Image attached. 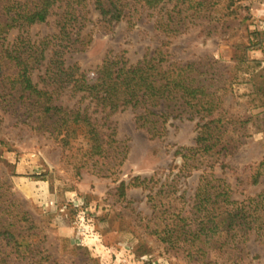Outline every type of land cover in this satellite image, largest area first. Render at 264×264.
Wrapping results in <instances>:
<instances>
[{
	"label": "rangeland",
	"instance_id": "rangeland-1",
	"mask_svg": "<svg viewBox=\"0 0 264 264\" xmlns=\"http://www.w3.org/2000/svg\"><path fill=\"white\" fill-rule=\"evenodd\" d=\"M64 11L57 5L45 23L15 29L0 38V81L3 72L9 71L3 51L11 49L20 36L39 40L57 34ZM87 11L85 26L73 33L91 42L84 51L68 52L67 66L78 64L87 80L94 82L108 54H124L130 64H137L169 40L165 49L172 61L195 63L200 71L209 73L215 85L227 83L223 106L227 117L240 122L231 125L224 147L208 157L201 169L182 174L178 152L195 146L198 119L171 118L167 134L151 138L146 129L136 126L133 111L117 112L105 124V114L90 99L65 92L58 104L85 112L101 134L114 130L116 151L126 157L115 170L113 159L80 169V145L73 143L68 155L50 132L34 128V117L26 110L29 103L9 91L5 81V93L0 97V180L12 184L13 197L42 230L46 252L34 261L49 256L40 264H264V222L257 226L259 235H251L241 244L225 242L226 235L213 237V243L204 245L207 254L201 258L188 256L189 243L163 244L153 233L177 223L179 210H184L183 215L191 210L206 165L216 178L229 184L236 201L264 190V177L260 184H251L257 172L264 173V166L260 169L264 163V116L261 109L249 104L254 98L248 96L250 84H231L230 79L236 71L233 61L243 50L240 45L249 46L254 32L264 34V0H186L155 10L130 1L124 19L112 23L102 19L93 0H87ZM163 19L169 21V27L159 29L156 22ZM174 26L177 29L173 30ZM51 55L49 51L46 62ZM248 56L262 61L264 68V50L249 51ZM44 69L34 73L35 83H40ZM251 117L253 121L241 124ZM100 169L110 172L98 174ZM156 174L162 182L175 180L172 190L157 202L150 201L149 190L142 188H130L125 198L120 195L122 181L130 183L135 177ZM160 184L155 185L156 191ZM168 205L170 212H166ZM6 262L34 264L14 255Z\"/></svg>",
	"mask_w": 264,
	"mask_h": 264
},
{
	"label": "trees",
	"instance_id": "trees-1",
	"mask_svg": "<svg viewBox=\"0 0 264 264\" xmlns=\"http://www.w3.org/2000/svg\"><path fill=\"white\" fill-rule=\"evenodd\" d=\"M130 1L155 10L170 2L178 5L186 0H93L102 19L110 23L124 19ZM57 5L65 8L57 34L39 40L20 36L11 49L3 51L9 71L6 74L3 72L0 97L5 93L7 81L8 90L29 103L26 110H30L34 117L31 122L34 128L50 132L68 155L71 145L78 143V168L88 167L90 163L99 165L100 162L113 159L115 164L112 170H115L126 157L124 153L116 151L114 130L108 135L101 134L85 112L70 110L58 104L65 92L71 97L82 95L90 99L105 114V124L117 112L133 111L136 126L146 129L151 138L166 135L171 118L186 116L189 120L198 119L200 124L195 146L178 152L183 163L180 170L182 174L201 169L200 165L208 157L224 147L231 125L240 122L226 115L228 111L223 105L228 91L227 83L215 85L214 80H209V73L200 71L195 63L172 61L169 49H165L170 45L169 40L163 41L160 48L152 55L147 54L137 64H130L124 54H108L94 82L87 80L78 64L67 66V53L84 51L91 42L73 33L79 26H85L87 0H0V38L15 29L22 30L45 23ZM156 25L159 29L168 28L169 21L163 19L157 21ZM175 29L177 27L174 26ZM239 48L243 50L233 61L236 71L230 76L231 84H250L248 96L254 98L249 104L253 109H261L264 116L263 62L248 56L249 51L264 50V34L254 32L250 35L249 46L240 45ZM49 51L52 55L46 62ZM42 68L45 69L39 77L40 83H35L34 73L40 72ZM252 118L241 124L253 121ZM263 166L264 163H261V170ZM210 169V165L203 169L191 210L186 211L185 215L183 209L179 210L177 223L167 224L162 230L153 232L163 244H172V241L189 243L188 256L191 258L206 255L204 245L213 243V237L217 235H226L227 243L232 241L241 244L248 241L249 236L259 235L261 228L257 226L264 222V190L255 197L236 201L232 198L229 184L224 179L216 178ZM108 172L100 169L98 174ZM262 177L264 173L257 172L251 178V184H260ZM156 178L157 174L151 178L135 177L130 183L122 181L120 195L125 198L130 188H142L149 190L150 201L157 202L159 196L172 190L175 180L169 183L168 180L162 182V179ZM157 184L160 187L156 191ZM12 189L11 183L0 180V264H7V259L13 255L40 264V261L49 258L40 257L34 261L46 252L44 239H41L42 230L20 200L13 197ZM168 206L170 208L166 212L172 209L171 205Z\"/></svg>",
	"mask_w": 264,
	"mask_h": 264
}]
</instances>
